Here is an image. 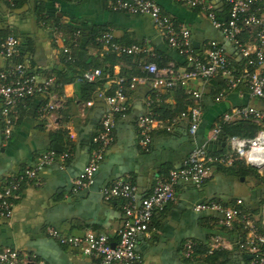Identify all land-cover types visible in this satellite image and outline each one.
<instances>
[{"label": "crops", "instance_id": "crops-1", "mask_svg": "<svg viewBox=\"0 0 264 264\" xmlns=\"http://www.w3.org/2000/svg\"><path fill=\"white\" fill-rule=\"evenodd\" d=\"M112 1L16 0V7L11 8L5 0H0V41L7 35L19 39L20 61L39 82L54 79L51 98L59 104L57 111L42 116L47 95L19 103L8 138L3 134L0 120V185L32 165L39 154L52 150L55 143L63 151L72 150L63 168L60 162H55L39 173L36 183L23 184L11 218H0V249H17L31 264H99L98 259L60 245L47 235V229L53 228L64 236H82L91 231L115 239L124 219L122 202L105 201L99 194L102 187L115 180H126L136 185L140 197H145L155 179L178 169L194 146L205 145L212 154L226 150L223 141L208 142L211 130L222 123L226 113L243 106L264 109V103L252 98L242 86L228 90L220 79L206 84L191 82L189 88L202 93L200 123L192 137L188 133V119L179 118L195 104L192 98L183 91H154L148 85L137 86L127 91L128 111L116 118L114 141L105 153L93 185L88 190L73 192V181L88 162L91 139L107 110L97 93L103 90L110 93L119 75L136 73L148 61L146 54L116 58L95 37L109 30L119 44H138L153 51L157 65L183 67V59L163 42L148 17L114 11ZM155 2L177 25L189 30L195 53L204 54L207 43L215 41L223 45L236 69L243 68L238 63L241 57L236 49L224 41L204 12L171 0ZM211 3L222 17L225 7L222 0ZM262 7L264 15V0ZM67 47L73 57L69 64L63 53ZM7 65L0 54V70ZM93 68L106 73L112 71L106 74L103 87L95 90L81 78L84 71ZM1 108L0 101V112ZM149 110L157 115L161 126L154 130L145 151L139 144L136 120ZM173 118L177 122L171 126ZM239 121L235 118L224 123ZM53 135L62 143L52 139ZM242 165L240 162L231 167L213 165L201 187L181 183L176 188L175 200L164 211L154 214L149 231L138 239L136 250L143 264H207L202 253H196L191 261L183 258V245L189 240L196 244V250L203 251L210 248L213 238H219L222 250L234 251L239 230L224 227L218 212H197L194 207L208 201L232 206L241 200L243 210L251 212L249 209L257 208L264 199V186L252 174L239 175ZM251 214L255 220L260 218ZM227 264L242 263L232 259Z\"/></svg>", "mask_w": 264, "mask_h": 264}, {"label": "built area", "instance_id": "built-area-1", "mask_svg": "<svg viewBox=\"0 0 264 264\" xmlns=\"http://www.w3.org/2000/svg\"><path fill=\"white\" fill-rule=\"evenodd\" d=\"M11 7L15 0H5ZM172 2L194 10L204 12L213 27L220 31L225 42L230 43L237 51L244 65L237 72L222 44L215 41L207 43V50L200 55L191 46L189 30L183 25L165 15L155 0H113L112 10L148 17L155 26L163 42L183 59V67L176 69L174 65L158 67L156 55L141 45H122L115 41L111 31L104 32L97 41L110 53L117 56H138L146 54L148 59L141 72L143 75L133 76L125 86L124 78L117 77L111 95L104 91L97 96L107 105L106 112L101 116L99 129L91 139V151L88 162L80 175L73 181V192L88 190L94 183V177L104 159L107 149L114 141L116 118L125 116L128 111L127 91L137 86L148 85L154 91L181 89L185 95L192 98L194 106L180 114L188 119V133L194 137L200 123L202 93L189 88L191 82L203 84L222 78L228 90L238 87L248 89L249 95L264 103V15L262 0H222L228 7L225 21L217 19L211 0H171ZM19 39L7 35L2 39L0 54L8 62L6 68L0 70V101L2 104L0 120L5 138L11 135L16 107L26 99L37 95H47L48 101L41 108V115H50L57 111L59 104L51 98L54 79L48 78L39 82L35 75L28 72L19 57ZM65 61L72 62L71 49H63ZM105 77L100 68L89 69L82 73V80L95 83ZM223 94V93H222ZM220 94V96L222 95ZM90 105L91 103H87ZM235 118L250 120L262 125V129L254 137L225 136L223 143L226 150L220 154L210 153L205 145L194 146L189 155L176 170H170L159 175L151 192L140 197L138 188L126 180H115L102 187L99 194L105 201L120 200L123 222L111 239L106 234L88 231L82 236H64L53 228L47 229V235L60 245L77 249L83 256L98 259L99 264H143L136 246L139 237L147 234L155 213L162 212L166 206L175 200L176 188L185 182L196 187L205 184L213 165L231 167L240 160L246 166L252 167L264 176V164H257L263 159L261 149L264 148V109L243 106L226 113L222 123ZM177 122L171 121V126ZM221 123V124H222ZM221 124L215 125L208 137V142H218L222 134ZM161 126V121L151 110L136 120L139 144L147 151L154 130ZM170 128L168 127L167 130ZM71 149L62 153L48 150L38 155L34 163L21 173L0 185V218L9 220L13 214L15 201L19 197L21 187L25 183H36L39 173L55 162L64 167L71 157ZM262 161V160H261ZM263 163V162H261ZM242 201L235 205L225 206L217 201H208L195 205L197 212L212 210L222 216L221 223L228 229L239 230L236 243L242 254L251 256L249 264H264V206L260 218L255 220L251 212L241 208ZM212 245L207 254L222 250L219 238L212 239ZM196 244L189 240L183 245L182 255L185 260H193L196 254ZM0 264H31L14 248L0 249ZM42 264V263H41Z\"/></svg>", "mask_w": 264, "mask_h": 264}, {"label": "trees", "instance_id": "trees-1", "mask_svg": "<svg viewBox=\"0 0 264 264\" xmlns=\"http://www.w3.org/2000/svg\"><path fill=\"white\" fill-rule=\"evenodd\" d=\"M223 2V1H222ZM224 3V2H223ZM225 7L224 10L222 11L223 12V15L222 17H220V15L217 13V11H215V14H216V17L217 19L221 20V21H225L226 17H227V14H228V7L227 5L224 4ZM16 7V0H15V3H14V6L11 7V8H15ZM214 7V6H213ZM101 36V35H100ZM99 36V37H100ZM4 38V37H3ZM2 38V39H3ZM95 40L96 37H95ZM2 43V40L0 41V45ZM113 56H115L116 58H125V57H133V56H117L116 54H113L111 53ZM140 56V55H138ZM136 57V56H135ZM17 62H21L20 61V58L18 57L16 59ZM66 62V61H65ZM235 64H237L236 61H233ZM238 63H242L244 65V60L241 59L240 62ZM67 64H69V62H67ZM145 64V63H144ZM143 64V65H144ZM142 65V66H143ZM141 66V68H142ZM158 67H162V66H159ZM141 68L136 72V73H133V74H128V75H119L120 78H124L125 79V82H124V85L127 86L128 85V82L129 80L131 79V77L133 76H138V75H143V73L141 72ZM95 69V68H93ZM102 70V69H101ZM242 69H238L237 68V72L241 71ZM103 71V70H102ZM112 71H103V73L105 74H110ZM217 79H220V80H223L222 78H217ZM85 82V81H84ZM105 83V77L95 83H88V82H85V85L89 86L90 88L92 89H96V87H100L102 88L103 85ZM115 88V87H114ZM114 88H112V90L110 91V93H106L105 90V93L107 95H111L113 93V90ZM245 88V87H244ZM101 90V89H99ZM98 90V91H99ZM175 91H178V92H181L182 90L181 89H177ZM187 96V95H185ZM188 97V96H187ZM189 98V97H188ZM194 106V105H193ZM193 106H191L190 108H192ZM161 118V117H160ZM221 129H222V134L220 135V138H219V141H223L225 136H238V137H245V138H251V137H254L257 132L259 130L262 129V125H258V124H255L254 122L250 121V120H240L239 122H236V123H222L221 124ZM93 138V137H92ZM52 139H54L55 141L58 139L56 138L55 135L52 136ZM57 142L59 143H62L60 140H57ZM66 150V149H65ZM237 162H240L242 165V168L241 170L239 171V175L243 176V177H246V176H249V175H253L259 182H261L264 186V176L260 175L256 169L252 168V167H249L244 164V162L242 161H237ZM235 161L234 164L237 163ZM264 206V199L261 200V203L257 206V208L255 209H249L254 215L260 217V214H261V211H262V207ZM235 229H232L231 231H233ZM239 236V234H238ZM196 253H202V254H205L206 255V259H205V262H207V264H227L229 262V260H232L234 259L235 261H238L242 264H249L250 262V259H248V256L247 254H242L237 246L236 248L234 249V251L232 252H226L225 250H219V251H214L212 252L211 254H207V249L206 250H203V251H200V250H196L195 251ZM221 260V261H220Z\"/></svg>", "mask_w": 264, "mask_h": 264}, {"label": "water", "instance_id": "water-1", "mask_svg": "<svg viewBox=\"0 0 264 264\" xmlns=\"http://www.w3.org/2000/svg\"><path fill=\"white\" fill-rule=\"evenodd\" d=\"M52 150L57 152V153H62L63 147L55 143V144H53ZM263 173H264V167H263ZM248 259H251V256H248Z\"/></svg>", "mask_w": 264, "mask_h": 264}, {"label": "bare ground", "instance_id": "bare-ground-1", "mask_svg": "<svg viewBox=\"0 0 264 264\" xmlns=\"http://www.w3.org/2000/svg\"><path fill=\"white\" fill-rule=\"evenodd\" d=\"M261 152H262V155H263V159H260V161L257 164H264V148L261 149ZM261 162H263V163H261Z\"/></svg>", "mask_w": 264, "mask_h": 264}, {"label": "rangeland", "instance_id": "rangeland-1", "mask_svg": "<svg viewBox=\"0 0 264 264\" xmlns=\"http://www.w3.org/2000/svg\"><path fill=\"white\" fill-rule=\"evenodd\" d=\"M256 216V215H255Z\"/></svg>", "mask_w": 264, "mask_h": 264}]
</instances>
